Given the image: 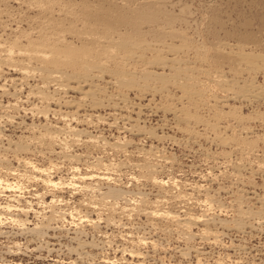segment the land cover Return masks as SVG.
I'll list each match as a JSON object with an SVG mask.
<instances>
[{"label":"rangeland","instance_id":"rangeland-1","mask_svg":"<svg viewBox=\"0 0 264 264\" xmlns=\"http://www.w3.org/2000/svg\"><path fill=\"white\" fill-rule=\"evenodd\" d=\"M80 6L88 7L95 14L99 11L97 16L92 15L90 24L84 25L78 10ZM0 8L6 10L0 13V39L3 42H12L19 30L30 31L35 27L34 31L41 27L47 33L50 31L48 34L52 39L61 34L67 36L78 46L85 39L81 41L77 31L70 34L69 26L71 30L79 31L89 25L87 29L95 38L100 35L104 38L105 30L111 27L116 30L113 35L117 30L118 34L124 33V40L129 37V46L125 47L128 51L117 44L124 42V36L120 38L115 34L114 41L108 42L104 38V44H111L112 48L108 46L110 49L102 50L101 46L87 44L85 47L88 48L80 50L87 51L85 56L80 53L82 59L75 56L77 62L67 60L69 64L65 60L68 64L63 61L64 65L59 68L65 74H73L89 62L94 63L92 67L104 62L118 74H113L115 81L117 75L125 86L119 85L122 82L117 85L119 81L113 86L108 84L109 76L100 82L107 84L108 91L113 93L120 89L137 105L152 103L146 107L139 123L147 130L156 128L158 133V137L147 136L145 130L134 133L125 126L137 121L123 117L112 123L117 117L113 113L117 111L108 110L103 113L109 117L107 123H98L95 127L83 123L79 128L88 130L89 134L101 135L110 144L118 146L106 145L103 141L94 145L86 141L87 137L78 143L69 135V145L64 153L58 144L37 141H31L29 151L19 152L14 151L17 150L16 143L25 142L35 131L33 133L18 124L3 126L6 135L4 141H0V155L5 156L6 161L2 163L0 160V166L3 164L0 177L17 187L0 192V203L24 205L26 200H31L34 209L25 216L14 209L6 212L0 207V233L3 234L0 241L14 240L23 246V250L16 254L7 253L4 245H0V255L7 264H264V222L258 219L264 213V0H0ZM116 39L120 41L116 42ZM223 54L227 56L222 57ZM242 54L259 55L257 65L260 67L236 66L235 61ZM140 56L143 57L139 59ZM161 57H176L178 60L172 64L175 68L181 67L180 71L179 68L164 69L158 63ZM31 64L33 74L29 78L33 75L34 78L28 82L42 85L38 70L41 62L35 60ZM168 64L171 65V61ZM5 66L0 84L7 77L6 87L12 93L14 86L10 79L22 75ZM94 69L97 72V66ZM146 69L166 75L148 77L141 71ZM133 76H137L136 81L141 87L126 85ZM235 81L240 85L247 83L252 93L246 92L250 94L246 98L243 93L235 94L239 89V86L233 87ZM70 84L78 86L76 82ZM142 86L147 89L140 91ZM29 89L27 87L22 95L20 93L24 100ZM49 90L54 94L55 87ZM68 91L67 95L61 94L66 95L67 100L82 95L81 90ZM11 93L3 96L0 92V102L14 103L16 97ZM27 102L22 104L29 107L30 102ZM70 104H51L50 109L58 110L62 106L60 111L76 110V103ZM181 110L205 120V123L180 121L176 117ZM15 113L16 120H24V125L52 123L63 126V122L51 114L47 120L43 114ZM133 116L137 118L136 114ZM9 138L13 141L10 142ZM10 145L13 146L10 148ZM67 154L78 155L79 160L65 158ZM24 157H30L40 166L51 167L54 178L69 185L64 184L55 190L31 179V172L22 162ZM104 164L109 168L106 169ZM76 167L79 172L95 174L85 180L88 188H79L83 185L80 183L78 187L70 184L72 173L78 172ZM154 176L165 184L158 185ZM110 189H121L124 194L109 193ZM53 198L59 202L50 208L48 203ZM154 209L171 214L149 217L146 212ZM53 211L59 215L66 211V218L54 219L52 227L48 231L44 229L48 234L39 236L23 230L10 218L14 215V219L16 216L26 219L29 227L43 226L47 224L43 217L51 216ZM86 215L94 221L90 223ZM188 215L203 216L210 221L193 224L190 230L179 223ZM81 217L86 221H80ZM221 220L226 223L222 225ZM203 228H208L210 233ZM139 237H144L146 243H140Z\"/></svg>","mask_w":264,"mask_h":264},{"label":"bare ground","instance_id":"bare-ground-1","mask_svg":"<svg viewBox=\"0 0 264 264\" xmlns=\"http://www.w3.org/2000/svg\"><path fill=\"white\" fill-rule=\"evenodd\" d=\"M20 1V0H18ZM48 1H51V0H48ZM24 2V1H23ZM31 3V1H29ZM38 2V1H37ZM20 3V2H19ZM28 3V4H30ZM36 3V2H35ZM39 3V2H38ZM42 3V2H41ZM57 3V2H56ZM66 3V2H65ZM32 4H34L32 2ZM46 4V3H45ZM43 4V5H45ZM63 4V3H62ZM42 5V6H43ZM49 5V3H48ZM48 5H45L46 7ZM52 5V4H51ZM57 5V4H56ZM65 5V4H64ZM70 4H68V7H69ZM28 6V5H27ZM37 6V5H36ZM40 5V7H42ZM53 6H55L53 4ZM52 6V7H53ZM74 7V4L71 5ZM33 7V6H32ZM51 7V8H52ZM81 7V6H80ZM35 8V7H33ZM32 8V9H33ZM38 8H39V5H38ZM54 8V7H53ZM61 8V7H59ZM67 8V7H66ZM65 8V10H66ZM77 8V7H76ZM8 9V8H7ZM47 9V8H46ZM62 9V8H61ZM70 9V8H69ZM72 9V7H71ZM36 10V9H35ZM54 10V9H53ZM79 10V13H81V17L83 18L82 21H84V25L85 24H90L89 20H91V17L95 16L98 12L93 13L91 11V9H89L88 7L86 6H82ZM6 10H4V8H0V13H4ZM44 11V10H43ZM47 11V10H46ZM49 11V10H48ZM67 11H68V8H67ZM74 11V10H73ZM76 11V10H75ZM54 12V11H53ZM52 12V13H53ZM63 12V11H62ZM65 12V11H64ZM10 13V12H9ZM66 13V12H65ZM76 13L78 14V12L76 11ZM56 14V13H55ZM54 14V15H55ZM64 14V13H62ZM74 14V13H72ZM71 14V15H72ZM76 16H79L77 15ZM100 14V13H99ZM98 14V15H99ZM137 14V13H136ZM144 14V13H143ZM41 15V14H40ZM48 15V14H47ZM53 15V14H52ZM61 15V14H59ZM93 15V16H92ZM105 15V14H104ZM108 15V14H107ZM134 15V14H133ZM146 15V14H145ZM73 16V15H72ZM75 16V15H74ZM97 16V15H96ZM147 16V15H146ZM33 17V16H30V18ZM36 17V16H35ZM41 17V16H40ZM55 17V16H54ZM52 17V18H54ZM68 17V16H67ZM124 17V16H123ZM131 17V16H130ZM135 17V16H134ZM149 17V16H148ZM50 18V17H49ZM48 18V19H49ZM80 18V17H79ZM140 18H141V15H140ZM143 18V17H142ZM1 19V18H0ZM33 19V18H32ZM56 19V18H55ZM59 19V18H58ZM68 19V18H67ZM95 19V18H93ZM102 19V18H100ZM126 19V18H125ZM128 19V18H127ZM66 20V19H64ZM81 20V19H80ZM104 20V18H103ZM137 20L139 21L140 19L137 17ZM144 20V19H143ZM151 20V19H150ZM6 21V20H5ZM63 21V20H62ZM94 21V20H93ZM92 21V22H93ZM135 21V24H137L136 22V19L134 20ZM133 21V22H134ZM1 22V21H0ZM53 22V21H52ZM54 22H56L54 20ZM102 22V21H101ZM153 22V21H152ZM59 23V22H58ZM71 23V22H70ZM127 23H128V20H127ZM57 24V23H55ZM60 24V23H59ZM66 24V23H65ZM109 24V23H107ZM138 24H140V21L138 22ZM49 25V23H48ZM63 25V24H62ZM70 25V24H69ZM102 25V23L100 24ZM106 26V24H104ZM103 25V26H104ZM131 25V24H130ZM133 26L134 23H132ZM141 25V24H140ZM41 26V25H40ZM55 26V25H54ZM74 26V25H73ZM76 26V25H75ZM89 26V25H88ZM85 27L84 29L81 28L79 31L78 30H71V27L69 26L68 29L71 31L70 34H73L74 32L76 33H79L77 36L78 38H80V40L82 41V39L84 40L85 39V42L84 41H80L81 45L78 46V45H75L74 42H72L71 40L67 39L64 35L61 36V35H58L57 37H54V39H52V37L49 36L50 34V31L47 33L45 31V28L44 27H41L39 29H37L36 31H34V28L33 30H19L18 33L16 34L15 38L12 39L13 41L12 42H3L2 39H0V77L2 76L1 73H3L4 71V66H8L9 69L13 72H20V74L22 76H19L17 78H11L10 81L13 83V86H14V92H9L10 89H8L6 86V82L8 81L7 80V77H5L3 80H5V82L3 84H0V92L1 94L4 96V94H10L13 95L14 97H16V100L15 102L13 103L12 101H8L7 104H3L2 102H0V141H4L3 139L5 138V133L4 131L2 130V127L5 126V125H14V124H18L20 127L21 126H25L27 127L26 129H29V130H33V133L34 135H31L27 138H29L28 140H26L25 142L24 141H18V143H16L15 147H17V150L15 149L14 151H29V148H30V143L31 141L34 143V141H37L38 143L42 144V143H49L51 145H56L58 144L59 147L61 148V152H63V150L66 149L67 145H69V139L67 137H69V135H71V140H73L74 142H78L79 140H83L82 138L84 137H87L88 140H85L88 142V143H92L95 145V143H100L101 141L104 142V144L106 145H112L113 147L114 146H118L117 144H110L109 142L106 141V139L101 136V135H94V134H89L88 133V130L86 129H83V128H79L80 124L82 125L83 123L87 126H91V127H95V125H98V123L100 124H103V123H107V120L108 118L105 117V115L103 114L104 111H108V110H111V111H117L116 113H113V114H117V117L115 119V122H112V123H116V121L119 119V117H123L124 119H128L130 121H137L136 124H129L130 126H125L128 130H132L134 131V133L136 132H144V134L146 133L147 136H151L153 135L154 136H157L158 137V133L157 131L155 132L156 128H153L152 129H149L147 130L144 126H142L139 121L142 119V115L145 114V110H146V107H149L151 106V104H147L146 106L144 105H137L138 103H135L133 101H131L130 99H128L127 97V94H125L124 92L120 91V89L116 90L117 92H111V91H108V87L106 85H103L100 81H102V79L106 80V76H109L110 78L106 81L108 84H115V82H118L117 85L120 83L119 85L121 84H124L123 81H120V79H118V74L115 72V70H112V69H109L105 63L103 62V64H101L100 62V65H94L92 67V62L90 64L89 62V65L84 66V68H80L82 70L79 69V71H76L75 73L73 74H68L69 72H65L64 71H61V69L59 68V65H64V63H67L69 60L70 62L74 61V59L77 57L80 56L81 59H82V55L81 54H86L87 51H83L84 48H88V47H85V45L87 44H91V46L93 45L94 47H98V46H101L100 48H102V50H108L110 48H112L111 44H108V46L110 48L107 49V45L104 44V38L106 40H108V42H110V40L112 39L113 40V37L115 38V34H118V30L117 32H114L115 34L113 35V31H116V30H113L114 27L112 28H108L107 30H105V33H104V38H100V36H98L99 38H95V36L93 35V32L90 31V29H87L88 28ZM96 26V24H95ZM108 26V25H107ZM120 26V25H119ZM118 26V28H119ZM138 26V25H136ZM135 26V27H136ZM51 27V26H50ZM57 27V26H56ZM60 26H58L59 28ZM62 27V26H61ZM60 27V29H62ZM78 27V26H77ZM91 27V26H90ZM97 27V26H96ZM134 27V28H135ZM141 27V26H140ZM52 28V27H51ZM64 28V27H63ZM92 28V27H91ZM95 28V27H94ZM99 28V27H98ZM96 28V29H98ZM104 28V27H103ZM106 28V27H105ZM117 28V29H118ZM127 28V27H126ZM47 29V28H46ZM49 29V28H48ZM58 29V30H60ZM65 29V28H64ZM63 29V31H64ZM73 29V27H72ZM76 29V28H75ZM79 29V27H78ZM133 29V28H132ZM135 29H138V28H135ZM68 30V31H69ZM111 30V31H110ZM139 30V29H138ZM62 31V30H61ZM60 31V32H61ZM69 31V32H70ZM101 31V30H100ZM140 31V30H139ZM164 31V30H163ZM35 32V33H34ZM58 33V31H56ZM99 32V31H97ZM68 33V32H67ZM66 33V34H67ZM96 33V32H95ZM64 34V33H63ZM125 34H127L125 32ZM52 35V34H51ZM85 35H88V36H85ZM120 35V38H122L124 36V33H119L117 36L119 37ZM128 35V34H127ZM124 38H126V36L123 37V40ZM129 37H127L128 39ZM126 40L123 41H120L116 39V42L117 41H120V44L119 42L117 43L118 45H120L121 47L125 48V47H128L129 45V42ZM115 40V39H114ZM113 40V41H114ZM122 40V39H121ZM129 40V39H128ZM107 42V41H105ZM185 42V41H184ZM128 43V44H127ZM132 43V41H131ZM115 44V45H117ZM128 45V46H126ZM90 46V48H91ZM114 46V45H113ZM83 47V48H82ZM116 47V46H115ZM119 47V46H117ZM132 47H133V43H132ZM93 48V47H92ZM100 48H98L100 50ZM81 49H83L82 51H80ZM97 49V48H96ZM95 49V51H96ZM127 51L128 49L125 48ZM130 51H131V48H129ZM88 50V49H87ZM93 50V49H92ZM120 50V48H119ZM123 50V49H122ZM111 51V50H110ZM127 51L125 53H127ZM143 51V50H142ZM91 52V49L90 51ZM219 52V51H218ZM81 53V54H80ZM93 52H91L92 54ZM97 53V52H96ZM129 53V52H128ZM90 54V53H89ZM90 54V55H91ZM136 54V53H135ZM134 54V55H135ZM251 54V53H250ZM88 55V54H87ZM88 55V57L90 56ZM129 55V54H128ZM138 56V54H136ZM222 55V53H221ZM224 55L226 54H223L222 57H224ZM76 56V57H75ZM85 56V55H84ZM145 56V55H144ZM227 56V55H226ZM261 56V55H260ZM75 57V58H74ZM126 57V56H125ZM135 57V56H134ZM141 57L143 56H140L139 59H141ZM239 57V56H238ZM259 57V55L257 56ZM256 56L254 57L253 55H249L247 54V56H245V54H242V56L239 57V59L237 61L235 60H232V61H235V64L236 66H240V64H243V65H246V67L248 68H259L260 66L257 65V58ZM84 58V57H83ZM87 58V57H86ZM233 59V57H231ZM94 59V58H93ZM127 59V57H126ZM130 59V57H129ZM229 59V58H228ZM40 61L41 62V65L40 67L38 68L39 72H41L40 76H41V80L43 82L42 85H40L39 83H35V84H30L28 81V79H33L34 78V75L32 78H29L31 76V73L32 72V64L31 62L32 61ZM67 62H66V61ZM76 60V59H75ZM79 60V59H78ZM99 60V59H98ZM175 60H178L176 57H173V58H167V57H161L160 60H159V64H161V66L165 69L166 67H170L171 69L175 68L173 66L172 63L176 62ZM231 60V59H230ZM64 61V63H63ZM87 60H84V63L86 62ZM142 61V60H141ZM168 61H171V65L168 64ZM184 61V60H183ZM71 62V63H72ZM77 62V61H74V63ZM83 62V61H81ZM94 62V61H93ZM244 62V63H242ZM63 63V64H62ZM69 63V62H68ZM67 63V64H68ZM69 63V64H71ZM73 63V64H74ZM88 63V62H86ZM153 62H151L152 64ZM234 64V65H235ZM77 65V64H76ZM79 67H80V64L78 63ZM103 65V66H102ZM5 66V67H6ZM97 66V72H94L93 69ZM106 66V67H105ZM152 66V65H150ZM180 66H182L180 64ZM234 66V67H236ZM66 67V66H65ZM76 67V66H75ZM187 67V66H186ZM237 67V68H239ZM130 68V67H129ZM179 68V71L181 69V67H178ZM178 68H175V69H178ZM189 68V67H188ZM239 68V69H240ZM247 68V69H248ZM184 69V68H183ZM244 69V68H243ZM95 70V69H94ZM141 71H144L143 74L145 73L146 76H150V75H155V77L157 76H163L165 73H158L156 71H149L146 69L147 73L145 70H141ZM141 71L139 73H141ZM119 72V71H117ZM187 72V71H186ZM240 72V71H239ZM138 73V72H137ZM116 75V78L117 80L115 81V76ZM142 74V75H143ZM141 75V74H140ZM141 75V76H142ZM144 75V76H145ZM166 75V74H165ZM188 75V74H187ZM141 76H139L138 78H142ZM145 76V77H146ZM148 76V77H149ZM119 77H120V74H119ZM144 77V78H145ZM147 77V78H148ZM191 77V76H190ZM145 78V79H147ZM165 78V77H164ZM1 79V78H0ZM16 79L19 80V82L16 81ZM135 79V80H134ZM137 79V76H133V79L131 78L130 81L126 82V85L127 84H131V86H136L137 88V85H139L141 87V83H139V81H136ZM156 79V78H155ZM160 79V78H159ZM163 79V78H162ZM132 80V81H131ZM139 80V79H138ZM163 81V80H162ZM70 82H76L78 84V86H73L70 84ZM125 82V81H124ZM223 83V82H222ZM234 84L233 87L236 86H239L238 90H236L234 93L237 94V93H243L244 97L246 98V96H249L250 94L249 93H246V92H250V90L248 89V87L246 86V84L244 83L243 85H240V84H237L239 83L238 81H235L233 82ZM149 84V83H148ZM148 84H146L145 86L149 87ZM230 84V83H229ZM144 85V84H143ZM54 86L55 87V90H53L54 94L51 93V91L49 90L50 87ZM88 86V87H87ZM113 86V85H112ZM123 86V85H122ZM120 86V88L122 87ZM125 86V84H124ZM130 85H128L129 87ZM145 86L143 87L142 86V89H140V91H144L147 89V87L145 88ZM29 88V92L25 95L26 97V100H24L22 98V93L26 90V88ZM110 87V86H109ZM133 87V88H134ZM144 88V89H143ZM153 88V87H152ZM151 88V89H152ZM193 88V87H192ZM255 88V87H254ZM68 89H74L75 91L77 90H81L80 92L82 93V95L78 98H72L70 100H67V98L65 97L67 94H68ZM2 90V91H1ZM159 90V89H158ZM262 92V90H261ZM21 93V95H20ZM66 94L64 96H61V94ZM80 93V94H81ZM252 93V92H250ZM259 93V92H258ZM8 94V95H9ZM20 95V96H19ZM259 95V94H258ZM253 96V95H252ZM2 98V97H1ZM32 98H34V100H32ZM244 98V99H245ZM249 100V99H248ZM30 102V106L29 107H26L24 106V103L22 104V102ZM27 102V103H28ZM47 103V104H46ZM67 105L70 106L71 104L70 103H73L75 104L76 106V110L72 111V110H64V111H60L62 108V106H60L61 108H59L58 110H55V109H50V105L51 104H63V105ZM132 103V104H131ZM41 105V108L39 109V106ZM66 105V106H67ZM157 106V105H156ZM155 106V107H156ZM151 110L153 109L152 107H150ZM164 108V107H163ZM57 109V108H56ZM157 109H161L159 107H157ZM165 110L169 111L170 108H164ZM163 109V110H164ZM172 110V109H171ZM24 112L26 115L28 113H31L32 115H36L38 116L39 114H43L46 118L48 116L51 115H54V116H57L59 120H61V122H63V126L62 125H53L52 123L49 124V123H46L44 125H41V124H35V123H32V124H29V125H24L25 121L24 120H21V121H17L16 120V113H19V112ZM127 112V114H124L123 112ZM180 111V110H179ZM185 110H181L182 113H180V115H177L176 118H179V120H187V122H191V120L193 121H196V122H202V123H205V120L203 119H200L199 117L198 118H194V115H190L189 113H184ZM154 112V111H153ZM112 112H109L108 114L111 115ZM136 114L137 115V118L135 119L133 114ZM156 113V112H155ZM171 113V112H170ZM25 115V116H26ZM116 116V115H115ZM114 116V118H115ZM40 117V116H39ZM193 117V118H192ZM112 119V118H111ZM48 120V118H47ZM223 120V119H222ZM50 121V120H49ZM166 121V120H165ZM129 122V121H128ZM99 124V125H100ZM124 124V123H123ZM208 124V123H207ZM125 125H127L125 123ZM211 125V122L208 124V126ZM43 126V127H42ZM213 126V125H212ZM216 127L218 126V124L215 125ZM42 127V128H41ZM147 127V126H146ZM162 127V126H161ZM214 127V128H216ZM208 129V128H207ZM37 132V133H36ZM138 134V133H137ZM143 134V133H142ZM9 136V135H8ZM257 137V136H256ZM31 138V139H30ZM156 138V137H155ZM11 139V138H9ZM8 140V139H7ZM13 140L11 139L10 142H12ZM29 141V142H27ZM9 142V141H8ZM8 143V144H11V143ZM14 142H17V141H14ZM32 143V144H33ZM79 143V142H78ZM2 144V143H1ZM0 144V146H2ZM73 144V143H72ZM4 146V145H3ZM11 146L13 145H10V148ZM68 148V147H67ZM1 149V147H0ZM9 149V148H8ZM6 150V149H5ZM13 151V152H14ZM123 151V150H122ZM1 152V151H0ZM60 152V151H59ZM65 152V151H64ZM63 152V153H64ZM148 152V151H147ZM1 154V153H0ZM5 154V153H4ZM18 154V152L16 153ZM75 155V154H74ZM3 155H0V160L2 161V163L4 162L5 160V156ZM7 156V154H6ZM17 156V155H16ZM63 156V155H62ZM66 156V157H65ZM18 157V156H17ZM65 158H68V157H71L70 159L71 160H79V157L78 155L76 156H73V155H64ZM20 159V158H19ZM68 160V159H67ZM177 160V159H176ZM0 161V162H1ZM6 161V160H5ZM25 165V167L28 169V171L31 172V174L29 175V177L33 180H36L38 181V183L40 182L41 184H43L44 186L46 187H52V188H59L61 186H64L65 185H69L68 183L66 184L63 180H56L54 178V176L52 175V170H51V167H44V166H40L39 164H37L36 162H33L30 157H24L23 158V161H22ZM153 163V162H152ZM23 165V166H24ZM107 168H109L107 166V164H104ZM3 166V164L1 165ZM0 166V168H2ZM100 166V165H99ZM102 166V165H101ZM75 167V166H74ZM151 167V166H150ZM151 171L153 170V168H150ZM156 169V168H155ZM76 171L78 172H74L72 173V177H70L71 179V185L73 184V186H76L77 184H83V185H80L79 188H85L86 187L88 188L89 185L85 183V180L87 178H91L92 177H95V174L93 172H79V168L76 167L75 168ZM97 170V169H95ZM12 172V171H10ZM28 172V173H30ZM24 175V174H23ZM104 176V175H103ZM106 176V175H105ZM155 177V176H154ZM89 178V179H90ZM10 180L6 179L4 180V178L0 177V192H4L6 190H15V188L17 187V185H14L13 183L9 182ZM154 181L158 184V185H164L165 184V181L163 180H158L156 179V177L154 178ZM33 182V181H31ZM78 187V185L76 186ZM92 187V186H91ZM94 187V186H93ZM19 189V188H18ZM76 190V189H75ZM21 191V189H20ZM109 193H116L117 195L118 194H121L123 195L124 194V191H122L121 189H110ZM8 192V191H7ZM116 194H114L116 196ZM12 195V194H11ZM38 195V194H37ZM111 195V194H109ZM120 195V196H121ZM39 196V195H38ZM208 196V195H207ZM18 197V196H16ZM24 197V196H23ZM55 197V196H53ZM119 198V197H118ZM18 199V198H17ZM15 200V196H14V199ZM10 201V200H9ZM62 201V200H60ZM59 202L58 199H55L53 198V200H51L49 203H48V206L50 208H53L55 206V204ZM46 203V201H45ZM47 205V204H46ZM32 201L31 200H26L25 204H18V205H15V204H11L10 202L6 203V204H2L0 203V207L4 210H6V212H9V209H14V211L16 210L18 214H24L25 216H28L31 212H33V207H32ZM157 206V205H156ZM224 207V206H223ZM114 208V207H113ZM264 209V208H263ZM64 211V210H63ZM13 212V211H12ZM77 212V211H76ZM17 213H14V214H17ZM72 213V212H71ZM147 215L149 216H162V215H169L171 213H168V212H161L159 210H153V211H147L146 212ZM166 213V214H165ZM9 214V213H8ZM13 214V213H12ZM12 214H10L12 216ZM66 211L61 213L60 215L56 212L53 211V213L51 214V216L49 217H43V219H47L45 222H47V224H44L43 226H38V225H35L34 227H29L27 226V221L26 219H18L17 216L15 217V219L13 217H10L12 218L11 221H18L19 224H23L25 225V227H23L25 230H28L29 232L33 233V234H36V235H42V234H45L47 232L44 231L47 230L48 231V228L50 229L51 226V223L52 221L55 219V220H61V219H65L66 218ZM74 215V214H73ZM180 215V214H179ZM261 215V214H260ZM149 216V217H150ZM206 216V215H205ZM164 217V216H163ZM175 217H177L175 215ZM256 217V216H255ZM261 217V218H260ZM17 218V219H16ZM74 218V217H73ZM82 218V217H81ZM173 218V217H172ZM1 219V218H0ZM214 219V218H213ZM258 219H263L262 222H264V213H262V216H259ZM86 220H88L90 223H92L94 220L93 219H90L88 218V215H86ZM85 218L80 221H86ZM178 221H180V218L178 219ZM176 220V221H177ZM184 220V219H183ZM10 221V222H11ZM206 222L208 223L210 221V219L208 218H202L200 216H193V215H188V217H186V219L182 222H179L180 225H185L187 226L190 230L192 229V226L193 224H198L200 222ZM213 221V220H212ZM203 222V223H204ZM216 222V221H215ZM29 223V222H28ZM82 223V222H81ZM89 223V225H91ZM220 223L225 224L226 222L224 220H221ZM80 225V224H78ZM84 226V225H83ZM180 227V226H179ZM22 228V229H23ZM183 228V227H182ZM23 229V230H24ZM205 230L206 233H210L209 232V229L208 228H203ZM16 233V232H15ZM25 234V233H24ZM48 234V233H47ZM189 236V235H188ZM52 237V236H51ZM190 237V236H189ZM187 238V236H186ZM189 239V238H188ZM139 242H143V243H146V240L144 237H139ZM48 247V246H47ZM125 252V251H124ZM132 254H135L136 252L135 251H130ZM129 252V253H130ZM142 252H138V254H140ZM131 254V255H132ZM187 256V255H186ZM74 263V262H73Z\"/></svg>","mask_w":264,"mask_h":264},{"label":"clouds","instance_id":"clouds-1","mask_svg":"<svg viewBox=\"0 0 264 264\" xmlns=\"http://www.w3.org/2000/svg\"><path fill=\"white\" fill-rule=\"evenodd\" d=\"M9 211H11V209H9ZM4 222L7 223L8 221H4ZM12 223L18 224L19 222L18 221H12ZM19 226L21 228L25 227V225H23V224H20ZM0 235H3V234L0 233ZM0 245H4V250L7 253L18 254L19 252H21L23 250V246L14 240L0 241ZM0 264H7V261H5V259L2 255H0Z\"/></svg>","mask_w":264,"mask_h":264}]
</instances>
